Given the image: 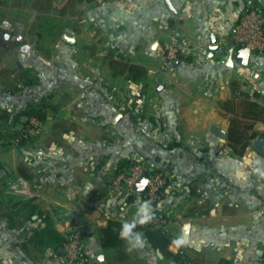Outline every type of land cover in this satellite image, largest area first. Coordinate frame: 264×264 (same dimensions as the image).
<instances>
[{"label":"crops","instance_id":"0c3cea01","mask_svg":"<svg viewBox=\"0 0 264 264\" xmlns=\"http://www.w3.org/2000/svg\"><path fill=\"white\" fill-rule=\"evenodd\" d=\"M249 6L264 12V0H36L30 7L44 18L34 44L50 46L42 51L25 37L18 40L38 85L6 106L48 99L56 111L42 122V134L19 148L18 166L4 169L11 182L30 185L34 198L28 202L52 215L62 235L72 222L88 229L90 264H181L180 246L194 264H264V156L255 149L264 123H256L259 135L244 156L229 145L231 120L248 121L234 85L254 92L264 106V52L251 53L246 66H232L226 55L207 51L212 38L223 46L232 37ZM174 36L190 39L197 50L172 73L162 72L165 44ZM137 159L167 171L159 211L171 235L186 243L162 252L149 241L147 226L138 224L133 232L142 233L145 243L132 249L137 260L127 262L121 259L128 243L104 247L101 230L132 222L145 201L128 192L108 197L121 164ZM47 187L59 193L46 195ZM5 193L0 264H60L48 250L41 258L32 246L30 254L23 249L34 226L10 228L7 217L15 206Z\"/></svg>","mask_w":264,"mask_h":264},{"label":"trees","instance_id":"16d2710c","mask_svg":"<svg viewBox=\"0 0 264 264\" xmlns=\"http://www.w3.org/2000/svg\"><path fill=\"white\" fill-rule=\"evenodd\" d=\"M131 69L133 70L134 67ZM17 73L18 75L14 79V87L7 88V90L0 92L2 95H7L4 99H0V146L2 147L19 146L21 148L26 145L28 137L20 134L17 130V127L26 125L27 121H25L24 118L27 120L37 118L41 122H44L48 118L49 113L56 111V108L51 105L48 99H44L38 104H29L24 108L15 105L12 109L4 105L6 102L11 104L12 101L10 99L21 94L25 88L38 85L37 78L33 75L32 69L27 67V69L17 71ZM234 87V99L238 98L240 108L243 110V115L248 121H242L238 117L231 120L229 145L237 155L244 156L248 148L251 147L252 142L259 135L255 129L256 123H264V106L255 101L257 97L256 94L251 96L250 93L242 92L237 84H235ZM132 165L133 161H124L117 173L123 172L124 169H129ZM0 169H3V167H0ZM20 174L28 177L25 170L22 168L20 169ZM168 183L169 179L167 185ZM167 187L168 186H166V189ZM104 196H106V194ZM56 214L59 213L56 212ZM7 218L12 230H25L28 226H34L31 235L23 245V249L29 254L31 251L30 246H32L33 251L37 254H44L49 249L58 252L65 245L66 240L64 236L58 232L53 216L43 212L39 206L32 204V202L17 204L14 208V212L9 214ZM114 228H118V231H115ZM121 229L122 225L115 222L110 223L107 228L102 229V245L110 248L122 247L125 240L121 239L119 236ZM146 234L151 244L162 252H165L170 245L174 244L173 241L176 240L174 235H165L161 230L149 226H147ZM84 235L86 236V234ZM180 251L183 252L184 255L178 254L176 258L181 264H184L182 256H186L189 259V255L182 246H180ZM189 261H191V259H189ZM88 264H90V262ZM222 264L229 263L223 262Z\"/></svg>","mask_w":264,"mask_h":264},{"label":"built area","instance_id":"2783aa9c","mask_svg":"<svg viewBox=\"0 0 264 264\" xmlns=\"http://www.w3.org/2000/svg\"><path fill=\"white\" fill-rule=\"evenodd\" d=\"M232 42H237L242 47L248 48L251 53L264 52V12L254 6L245 9L236 25L235 33L229 39L222 41L223 46H229ZM197 50L196 45L188 38L182 36L172 37L164 47V57L160 70L162 72L172 73L175 69V63L180 62L194 54ZM253 96L254 92H250ZM30 126L36 129V124L42 123L37 118L29 119ZM30 133V132H29ZM28 131L23 134L30 137ZM32 134V133H31ZM148 173V183L143 194L144 200L150 202L152 209V220L145 224L154 229L161 230L165 235L170 236L169 223L159 211L163 201L165 189L169 179L165 169H149L141 160H135L128 171H123L114 179L108 197L110 200L116 199L125 192L135 193L133 185ZM6 197L10 206L28 202L34 198L31 187L22 179L11 183L6 189ZM72 200V198H71ZM66 240L63 248L56 252L48 250L50 257L58 259L60 264H88L93 261L94 256L87 248L83 228L80 224L72 222L63 231ZM179 255H184L179 251ZM184 264H194L186 256H182Z\"/></svg>","mask_w":264,"mask_h":264},{"label":"rangeland","instance_id":"374dc122","mask_svg":"<svg viewBox=\"0 0 264 264\" xmlns=\"http://www.w3.org/2000/svg\"><path fill=\"white\" fill-rule=\"evenodd\" d=\"M35 1L36 0H0V92L7 90V88L9 89L10 87H14V79L18 75L17 71H23V69H27L22 60V52L19 51L23 45L22 43H18V40L25 37L31 45L33 44V46L36 48L40 47L41 50L43 49V46H50L45 44L39 45L36 42L34 44V41L37 40L36 34L41 29V27H38L37 25H42V23H44V18L34 14L30 8L35 3ZM54 10L59 11L56 8H54ZM48 18L54 20L52 16H49ZM22 25H24L25 28H21ZM3 35L5 38H7L6 40L1 39ZM44 50L45 49H43L42 51ZM47 55L48 54H46V56ZM29 61L31 65H36V70L37 68H39L37 60ZM45 67H47V65H45ZM30 69L32 68L30 67ZM4 105H6V103ZM29 124L30 121L27 120L26 125L17 127V130L20 134H23L26 131H28V133L30 132V137H28V140L31 138L35 140L42 134L44 130V124H36V129L32 128V126H30ZM94 135L96 134L94 133ZM19 148V146H0V167H3V169H0V195H4L3 192L6 191L5 189L11 183H15L16 181H18V179H16L15 181L11 182V178H7L4 168H15L16 166H18L21 156ZM148 168H150L152 171L156 170V168L151 166ZM8 183L10 184L8 185ZM56 189L47 187L45 191L46 195H52L54 191L55 193H59V191ZM61 213L62 212H60L59 214ZM63 214L64 213H62V216L64 217ZM95 229L97 230L96 234L99 236L100 232L98 228L96 227ZM87 230V228L83 227L84 234H86ZM85 241H87L89 245L88 238L86 236ZM122 255L124 258L121 259L122 261L135 262V260H137V255L133 250L130 251L128 249V251L122 253ZM35 256H39L42 258L41 254H35Z\"/></svg>","mask_w":264,"mask_h":264},{"label":"water","instance_id":"95a60500","mask_svg":"<svg viewBox=\"0 0 264 264\" xmlns=\"http://www.w3.org/2000/svg\"><path fill=\"white\" fill-rule=\"evenodd\" d=\"M1 39L6 40L7 38L4 37V35L1 37ZM64 40L68 43H74V40L70 37H64ZM207 51L209 52V55H211L213 52L218 51L219 53L226 55V65H232L235 62H238L242 66H246L249 63L250 57H251V51L248 48L242 47L237 42H232L230 45V48H227L226 46H219L217 44L216 39H211L210 45L207 47ZM179 62L175 63V67H178ZM255 149L264 156V138L258 139L255 142ZM148 173L141 177L134 185H133V191L139 195H143L145 193L147 183H148ZM189 226L186 227V232H188ZM103 256L101 253V250L96 251V262L100 263L103 261Z\"/></svg>","mask_w":264,"mask_h":264},{"label":"clouds","instance_id":"9594fccd","mask_svg":"<svg viewBox=\"0 0 264 264\" xmlns=\"http://www.w3.org/2000/svg\"><path fill=\"white\" fill-rule=\"evenodd\" d=\"M152 209L151 204L148 201H144L140 204L139 209H137L134 219L132 222H124L122 229L119 233L121 239L125 240L129 247V250L134 248H143L144 239L142 233L133 232V229L139 225H145L152 220ZM176 246H180L186 243L183 237L177 238L173 241Z\"/></svg>","mask_w":264,"mask_h":264}]
</instances>
